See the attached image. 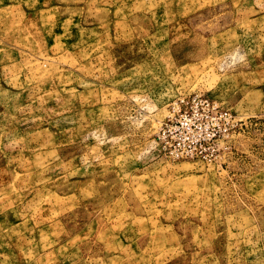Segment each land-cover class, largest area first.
<instances>
[{"label": "rangeland", "instance_id": "obj_1", "mask_svg": "<svg viewBox=\"0 0 264 264\" xmlns=\"http://www.w3.org/2000/svg\"><path fill=\"white\" fill-rule=\"evenodd\" d=\"M0 264H264V0H0Z\"/></svg>", "mask_w": 264, "mask_h": 264}, {"label": "built area", "instance_id": "obj_2", "mask_svg": "<svg viewBox=\"0 0 264 264\" xmlns=\"http://www.w3.org/2000/svg\"><path fill=\"white\" fill-rule=\"evenodd\" d=\"M184 103H188V101ZM190 104H191L190 107L196 110L208 111L211 113L215 112L214 114L218 113L219 118H222V117L225 118L227 116L226 111H221V108L219 107V105L215 101L211 100L210 98L206 96L196 95L195 97L192 98V101ZM186 108L187 106H185L184 111L181 113V116L177 120L176 123L173 121H171V123L170 122L168 123L170 129L177 131L179 130V127H182L183 125L188 124L191 118V115ZM216 132L218 133L219 131L215 130V132L212 133V136L210 138L214 137Z\"/></svg>", "mask_w": 264, "mask_h": 264}]
</instances>
